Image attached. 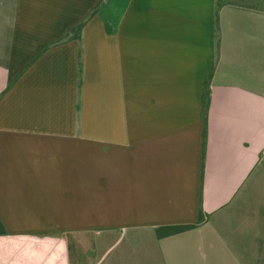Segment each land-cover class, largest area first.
<instances>
[{"label": "crops", "instance_id": "0c3cea01", "mask_svg": "<svg viewBox=\"0 0 264 264\" xmlns=\"http://www.w3.org/2000/svg\"><path fill=\"white\" fill-rule=\"evenodd\" d=\"M0 233V264H264V8L0 0Z\"/></svg>", "mask_w": 264, "mask_h": 264}, {"label": "rangeland", "instance_id": "374dc122", "mask_svg": "<svg viewBox=\"0 0 264 264\" xmlns=\"http://www.w3.org/2000/svg\"><path fill=\"white\" fill-rule=\"evenodd\" d=\"M235 2H243L245 4L259 5L264 8V0H231Z\"/></svg>", "mask_w": 264, "mask_h": 264}, {"label": "trees", "instance_id": "16d2710c", "mask_svg": "<svg viewBox=\"0 0 264 264\" xmlns=\"http://www.w3.org/2000/svg\"><path fill=\"white\" fill-rule=\"evenodd\" d=\"M83 24H84V22H80L79 24H77L75 27H73V28H71L70 30H69V32H72V31H80L81 30V28H82V26H83ZM1 234V233H0Z\"/></svg>", "mask_w": 264, "mask_h": 264}]
</instances>
